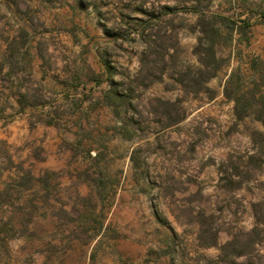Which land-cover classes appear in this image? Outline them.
Here are the masks:
<instances>
[{"label": "rangeland", "instance_id": "374dc122", "mask_svg": "<svg viewBox=\"0 0 264 264\" xmlns=\"http://www.w3.org/2000/svg\"><path fill=\"white\" fill-rule=\"evenodd\" d=\"M198 11L193 0H0V264H231L220 247L252 229L262 196L232 174L250 178L264 149V0ZM202 13L238 28L213 35L216 76L190 87L178 73L210 60ZM151 45L176 46L162 79L140 73ZM113 88L131 104L110 102ZM226 92L254 94V114L239 117ZM253 259L264 264V248Z\"/></svg>", "mask_w": 264, "mask_h": 264}, {"label": "trees", "instance_id": "16d2710c", "mask_svg": "<svg viewBox=\"0 0 264 264\" xmlns=\"http://www.w3.org/2000/svg\"><path fill=\"white\" fill-rule=\"evenodd\" d=\"M212 0H208V2H211ZM194 3H196V8L198 13L199 9H201L204 6V2L206 0H193ZM165 10L167 11L166 14L171 13L173 10L171 7H165ZM200 20L199 22L202 23L201 27V33L208 36V38L205 39L208 40L207 44L209 45L207 47V51H209V61H206V57L204 59L199 60L200 69L199 72L196 74H193V76L190 73L184 74L179 72L178 75H181V78L178 79L179 83L185 84V80H188L190 87L194 86H201L202 85V77L201 75L206 74L207 75V81H210L216 76V73L213 72L212 66H213V35H221L220 29H224L226 32V35L232 38L233 33L237 30V25L235 22L231 21L230 19L218 16V15H207V14H199ZM156 18V17H155ZM109 34L110 32L107 31ZM145 52V53H144ZM144 58H143V66L141 67L140 73L145 74V76L148 77L149 73H155L159 75V78L162 79L163 73L165 70V65L168 63L173 64L172 67L175 68L176 66V46H168V47H162V46H155L151 45L146 48V51H144ZM153 55L155 59L151 62V66L149 67V60L148 57L150 55ZM107 64V63H106ZM107 67L109 69V75H110V82H112V76L113 72L110 71V66L107 64ZM207 69L210 71L207 72ZM165 70V71H164ZM236 72H233L230 77L228 84L230 85L232 82H234V79L236 77ZM241 78H239L240 80ZM155 81V80H154ZM154 81H151L154 82ZM200 84V85H199ZM113 85V84H112ZM202 87V86H201ZM200 87V88H201ZM197 90V89H196ZM199 93V89L196 91ZM111 95V97H109ZM225 95L228 98H232V100L235 102V111L239 117H246V116H252L254 114L252 111L253 108H255L256 104L261 103L258 105L260 107L259 110H256V120L260 121L264 125V98L262 97L256 104L254 102L257 100L256 96L254 94H247V93H239L237 92L235 95L228 94V92L225 93ZM111 98L118 99L120 98L122 102H126L131 104L132 96L131 95H122L119 96V93L115 91V89H111L109 93L107 94V99H109L110 102H112ZM183 120H176L174 123L177 124ZM264 149H260L259 152L255 155H251L247 160V166H245L246 171L250 175V178H246L242 176V173H233L232 178L238 179V184L242 185L243 182L247 181L248 183L250 181H256L259 183L262 196L259 200L253 201L250 204L251 213L254 219V224L252 229L249 231H245L243 229L231 233V239L226 242L223 246L220 247L221 255L223 254V257L228 258L230 260L231 264H256L253 259V253H258L261 248H264V179L260 176L264 177V168H263V151ZM253 161H256V166H253ZM236 169H239L236 168ZM261 170V172L259 171ZM263 171V172H262ZM260 172V174L258 173ZM257 174V175H253ZM254 176V178H253ZM255 176L257 178H255ZM234 182V181H232ZM201 231L203 232L204 229L202 228ZM216 234V235H215ZM206 236V235H205ZM200 238L204 240V235H200ZM207 241L205 244L207 247H217L218 246V235L217 232L214 233V235H210V237H207ZM239 259H242V261H239Z\"/></svg>", "mask_w": 264, "mask_h": 264}]
</instances>
